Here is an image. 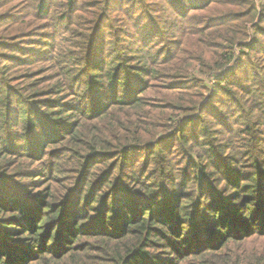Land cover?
I'll return each instance as SVG.
<instances>
[{"label":"trees","instance_id":"1","mask_svg":"<svg viewBox=\"0 0 264 264\" xmlns=\"http://www.w3.org/2000/svg\"><path fill=\"white\" fill-rule=\"evenodd\" d=\"M0 264H264V0H0Z\"/></svg>","mask_w":264,"mask_h":264},{"label":"rangeland","instance_id":"2","mask_svg":"<svg viewBox=\"0 0 264 264\" xmlns=\"http://www.w3.org/2000/svg\"><path fill=\"white\" fill-rule=\"evenodd\" d=\"M127 2H130L131 3V0H127ZM4 10H6V9H4ZM159 17V16H158Z\"/></svg>","mask_w":264,"mask_h":264}]
</instances>
